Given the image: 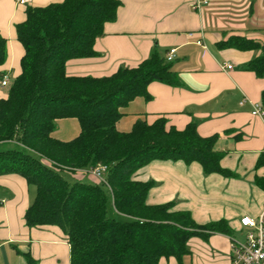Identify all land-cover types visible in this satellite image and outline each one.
I'll return each instance as SVG.
<instances>
[{"label": "trees", "instance_id": "16d2710c", "mask_svg": "<svg viewBox=\"0 0 264 264\" xmlns=\"http://www.w3.org/2000/svg\"><path fill=\"white\" fill-rule=\"evenodd\" d=\"M119 6V0L26 6L25 18L15 24L23 48L20 72L0 98V175L15 173L34 186L24 222L29 228L58 227L69 246V264H158L161 257L183 264L191 236L229 234L227 221L198 224L189 212L174 210L173 202L148 204L153 182L135 180L133 174L153 160L196 162L204 174L229 177L232 172L220 165L224 153L213 147L217 134L200 136L194 121L177 129L159 116L150 123L138 118L126 132L116 128L130 101L150 99V82L182 86L172 62L157 52L108 76L66 75L69 59L96 54L94 42ZM218 46L260 50L243 68L264 75V43L232 35ZM6 54L0 35V67ZM261 101L264 105V90ZM68 118L77 120V136L53 137L56 120ZM263 163L264 153L256 165ZM99 164L106 166L105 182H71L62 175ZM256 183L264 189V177ZM22 255L24 264H37L28 252Z\"/></svg>", "mask_w": 264, "mask_h": 264}, {"label": "crops", "instance_id": "0c3cea01", "mask_svg": "<svg viewBox=\"0 0 264 264\" xmlns=\"http://www.w3.org/2000/svg\"><path fill=\"white\" fill-rule=\"evenodd\" d=\"M61 1L31 0L19 5L16 0H0V35L6 39L7 51L0 67V82L6 76L10 84L20 72L23 48L16 38L15 24L25 18L26 6ZM119 1L115 20L104 24V34L94 42L96 54L69 59L65 73L108 76L119 67L137 66L154 51L165 57L170 48H175L172 69L182 86L150 82V99L130 101L121 109L116 128L126 132L138 118L150 123L164 116L168 125L177 129L194 121L200 136L217 134L213 147L224 153L220 165L232 176L204 174L196 162L153 160L139 168L133 179L153 182L146 195L148 204L173 202L174 210L189 212L198 224L226 220L229 234L191 236L182 261L227 264L231 240L241 241L249 231L240 225V218H256L264 207V189L256 183V178L264 177V163L256 165L264 153V117L251 114L253 104L264 109V75L258 77L243 68L251 58L262 54L260 50L222 48L218 42L240 35L264 43V0H207L199 10L193 8L198 0ZM1 87L0 83V98H4L7 93ZM69 119L56 120L53 137L67 141L77 136L78 122ZM84 174L99 182L88 169L70 172L72 180L77 181H83ZM32 190L18 174L0 175V264H24L22 254L26 252L37 264H69V246L58 227L26 226L23 215L34 198ZM158 264L177 261L161 257Z\"/></svg>", "mask_w": 264, "mask_h": 264}, {"label": "built area", "instance_id": "2783aa9c", "mask_svg": "<svg viewBox=\"0 0 264 264\" xmlns=\"http://www.w3.org/2000/svg\"><path fill=\"white\" fill-rule=\"evenodd\" d=\"M30 1L31 0H16L19 5H26ZM207 3V0H198L194 3L193 8L199 10ZM197 43L202 44L200 41H197ZM174 53L175 48H170L165 54L166 60L171 61L174 57ZM226 68L230 69L231 65H226ZM0 83L2 86L7 85L8 78L3 76ZM241 104H243L242 101L240 102V105ZM251 114L264 117V109L257 103L253 104ZM88 170L95 178L101 182H105V165L99 164ZM239 223L242 227L249 229V231L246 233L243 240H231L230 256L227 264H264V207L256 218L242 216Z\"/></svg>", "mask_w": 264, "mask_h": 264}, {"label": "rangeland", "instance_id": "374dc122", "mask_svg": "<svg viewBox=\"0 0 264 264\" xmlns=\"http://www.w3.org/2000/svg\"><path fill=\"white\" fill-rule=\"evenodd\" d=\"M10 81H11V80H10ZM8 84H9V82H8ZM7 88H8V85H7V86H4V87H1V89H2V91H3L4 94L7 93ZM69 120H72L73 122H75V123L77 124L76 120H74V119H69ZM67 121H68V120H65L64 122H67ZM62 175H63V177H64L65 179H67L68 181H71V182H72V179H73V178L70 176V172H68V171H63V172H62ZM82 180H83V182L94 183L92 180L87 179V174H84V175H83ZM30 186H31L32 189H34V186H32V185H30ZM32 191L35 193V190H32ZM109 213H112V210H111V209L109 210ZM114 214H115V213H114ZM115 217H116L117 219L122 220V217L119 216V215H116V214H115Z\"/></svg>", "mask_w": 264, "mask_h": 264}]
</instances>
